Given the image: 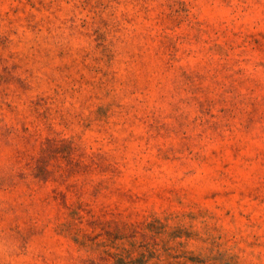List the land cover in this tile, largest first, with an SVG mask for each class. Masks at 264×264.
Listing matches in <instances>:
<instances>
[{"label":"rangeland","instance_id":"1","mask_svg":"<svg viewBox=\"0 0 264 264\" xmlns=\"http://www.w3.org/2000/svg\"><path fill=\"white\" fill-rule=\"evenodd\" d=\"M0 264H264V0H0Z\"/></svg>","mask_w":264,"mask_h":264}]
</instances>
